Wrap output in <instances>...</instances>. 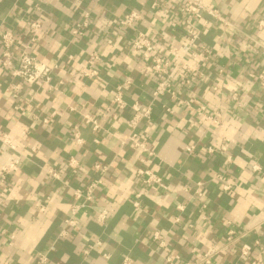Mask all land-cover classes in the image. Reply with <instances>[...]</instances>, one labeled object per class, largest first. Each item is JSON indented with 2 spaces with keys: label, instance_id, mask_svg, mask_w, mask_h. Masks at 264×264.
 Segmentation results:
<instances>
[{
  "label": "crops",
  "instance_id": "1",
  "mask_svg": "<svg viewBox=\"0 0 264 264\" xmlns=\"http://www.w3.org/2000/svg\"><path fill=\"white\" fill-rule=\"evenodd\" d=\"M154 1L156 10L151 8ZM189 1L0 0V28L20 35L26 18L42 22L38 59L55 67L51 84L56 87H26L16 99L6 91L10 80L0 69V130H10L26 156L20 172L0 180V264H34L38 252L48 254L47 264H105V253L111 255L109 264H122L125 258L132 264H168L167 257L175 255V264H186L197 256L192 254L194 247L203 252L219 246L229 228L239 229L250 221L261 222L257 232L242 240L250 256L243 258L236 250L217 264H264V93L251 78L264 68L258 44H264V0H206L234 28L212 20L201 39L213 51L204 66L206 78L189 88L178 86V95L216 112L222 128L169 96L155 105L152 122L141 129L147 127L144 136L158 154L152 169L162 176L166 189L144 185L135 174L138 153L123 145L131 108L115 114L105 111L117 85L123 84L128 105L147 104L155 85L139 53L127 47L131 32L118 33L114 45H106L118 18L128 10L144 12L148 15L136 32L164 45H180L183 37L176 27L180 9ZM84 12L90 13L93 29L75 38L72 28ZM92 51H98L107 65L97 67L98 77L82 78ZM166 106L174 113L166 114ZM86 116L97 119L101 128L94 131ZM76 127L84 140L81 146L73 140ZM226 139L232 143L223 151ZM190 143L198 147L194 155L185 150ZM209 146L216 152L208 153ZM71 156L80 163L76 175L67 168ZM97 163L109 170L94 209L84 210L78 228L60 239L73 188L99 176L93 171ZM255 164L260 171L252 170ZM49 170L59 172L62 180L52 179ZM217 174H225L233 190L223 192ZM198 185L202 196L196 195ZM136 193L142 194L140 211L132 203ZM101 210L109 212L105 226L93 220ZM156 232L165 247L153 242ZM98 237L103 246L86 256L87 245ZM257 239L262 250L255 246Z\"/></svg>",
  "mask_w": 264,
  "mask_h": 264
},
{
  "label": "built area",
  "instance_id": "2",
  "mask_svg": "<svg viewBox=\"0 0 264 264\" xmlns=\"http://www.w3.org/2000/svg\"><path fill=\"white\" fill-rule=\"evenodd\" d=\"M41 1V0H38ZM152 10L158 8V2L154 1ZM181 23L177 28L183 37L180 45H168L161 43L158 39L148 36L143 32H136L135 28L143 22L147 15L138 10H128L120 16L116 22V28L109 31L105 38L107 46H113L115 37L118 33L131 32L127 38V47L139 53L141 59L147 64L150 74L154 79V89L152 98L147 104L134 102L131 105L125 100L124 86L119 84L115 87L114 95L110 107L105 111L109 114H115L131 108L133 116L127 122L128 134L123 141V145H128L138 153V161L140 167L136 168L135 174L138 176L139 182L147 186H159L166 189L167 186L162 176L152 169V166L158 159V154L150 148L144 134L148 124L152 122L155 105L164 97L169 96L171 100L185 106L189 111L195 112L200 118L209 122L217 129L222 128L221 122L216 112L209 110L205 105H194L189 100L182 98L178 94V86L189 88L195 82H200L206 78L204 66L211 58L213 51L201 39L205 29L212 25V20L220 23L225 28H234L215 5L206 2V0H190L180 9ZM264 25V24H263ZM22 32L20 35L13 33L9 29L0 28V69H2L8 83L6 91L11 93L14 98H19L20 93L26 87L34 85H46L51 90L56 89L51 84L55 67L41 62L38 59L37 43L42 31V22L39 19L26 18L25 23L21 25ZM93 29V21L89 12L82 14V21L76 23L72 28V34L75 38L85 37L87 33ZM264 54V44L258 43ZM99 65H107L98 51H92L88 58V70L82 73V78H96L99 75L97 67ZM223 73V71H220ZM256 81L259 89L264 93V68L256 75H251ZM17 81V82H15ZM214 91L218 90L215 85ZM233 101H237V96H233ZM17 110L23 114V108L17 107ZM166 114H173L174 109L171 106L165 107ZM45 123L50 122L49 118L44 119ZM85 122L90 124L94 131L101 128L97 119L92 116H86ZM142 124H147L145 129H141ZM24 136L28 135V131L22 132ZM74 142L81 146L84 140L80 135L79 129L76 127L73 132ZM232 142L226 139L223 151L228 149V144ZM189 155H194L198 147L194 143H190L185 148ZM36 148L32 147V152ZM208 153L216 152L214 147H207ZM26 158L21 146L15 142L10 130H0V180L7 181L8 177L15 175L23 168V162ZM67 168L71 174L76 175L80 170V163L76 157L71 156L67 160ZM109 170V166L97 163L93 167V171L98 173L97 178H92L83 186L73 188V203L71 205L70 214L64 221V227L59 234L60 239H67L70 236V230L77 229L80 225L79 216L84 210L94 209L97 194L101 190L105 182V175ZM252 170L257 172L261 168L258 164L252 166ZM47 174L54 180H62V176L55 170L47 171ZM216 180L220 184L223 192L227 193L233 190L234 183L231 182L225 174H217ZM200 185V184H199ZM196 191L197 196L203 193L199 189ZM141 193L134 194L133 206L136 211L142 208ZM205 206H202V209ZM109 219V212L101 210L93 214V220L101 226H105ZM260 221L248 222L239 229L229 228L223 238V242L219 246H211L203 252H199L198 247L192 249V254L197 255L193 260H189L186 264H217V261L225 254H230L238 250L243 258L250 256V247L242 244V240L248 234L257 232L260 228ZM153 242H158L160 247H165V242L158 232L153 235ZM103 240L98 237L87 245L84 254L87 256L94 248L102 247ZM255 246L260 250L263 245L259 239L255 241ZM53 249V248H51ZM200 253V254H199ZM106 260L105 264H109L110 254H103ZM178 256H169L166 261L168 264H175ZM49 256L46 253L38 252L34 264H47ZM122 264H132L130 258H125ZM253 264H257L253 262Z\"/></svg>",
  "mask_w": 264,
  "mask_h": 264
}]
</instances>
